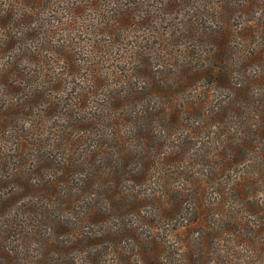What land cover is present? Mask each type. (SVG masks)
Here are the masks:
<instances>
[{
    "label": "trees",
    "instance_id": "16d2710c",
    "mask_svg": "<svg viewBox=\"0 0 264 264\" xmlns=\"http://www.w3.org/2000/svg\"><path fill=\"white\" fill-rule=\"evenodd\" d=\"M144 5L0 0V264H264L257 31Z\"/></svg>",
    "mask_w": 264,
    "mask_h": 264
},
{
    "label": "rangeland",
    "instance_id": "374dc122",
    "mask_svg": "<svg viewBox=\"0 0 264 264\" xmlns=\"http://www.w3.org/2000/svg\"><path fill=\"white\" fill-rule=\"evenodd\" d=\"M173 1H177V4ZM253 1L257 3L259 2V4L252 5V0H197L196 4L198 5L194 9V0H190L189 2L188 0H165V4L162 5L159 4V2H163V0H145L144 9L148 8L152 10L151 17L156 15L154 18V23L159 30V35L160 33H164L165 35V37L162 39V42L168 41L170 48L177 53L185 52V49H189L194 45H200V43H198L197 41L185 40L186 38H184V36H181L180 33L181 30H185V28L183 27L189 26V22L191 19V25H196L197 20L195 18H197L198 16L197 11L204 12L206 13V15H208L213 11L221 9L232 11V17L230 19L231 22L227 21L224 22V24L229 29L231 28L232 31L235 30L237 39L232 37L231 41H233V43H245L246 39L243 36L247 35V31L250 30V26H254L255 30L257 31L258 37L254 39L253 42H256V44H260L258 47L264 50V2H262L263 0ZM172 2L173 4H171ZM261 9L263 10L261 11ZM89 15H91V12H88L87 17H89ZM251 20H254V22H250ZM173 33H175L177 41L179 42H171L173 40H168V38L172 37ZM96 38H99V36H97ZM262 64H264V62ZM257 71L258 68H255V70L250 72L249 75H254L255 73H257ZM237 76L239 77V74H237ZM261 80H263V78ZM259 83L260 80L256 81L255 86L258 87ZM190 122H192V119L190 120ZM182 127L186 128V126ZM40 193L44 192L42 191Z\"/></svg>",
    "mask_w": 264,
    "mask_h": 264
}]
</instances>
